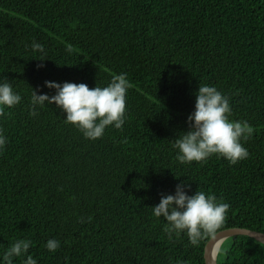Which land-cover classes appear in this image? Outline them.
Listing matches in <instances>:
<instances>
[{
  "label": "trees",
  "instance_id": "1",
  "mask_svg": "<svg viewBox=\"0 0 264 264\" xmlns=\"http://www.w3.org/2000/svg\"><path fill=\"white\" fill-rule=\"evenodd\" d=\"M121 73L132 85L123 130L85 138L54 103L29 115L33 90L56 94L45 81L106 87ZM4 82L22 99L0 116V264L18 239L32 245L13 264H206L209 239L170 240L153 214L181 183L230 204L221 230L264 232V0H0ZM202 84L230 97V120L254 128L235 165L176 159ZM217 260L264 264V242L231 236Z\"/></svg>",
  "mask_w": 264,
  "mask_h": 264
},
{
  "label": "clouds",
  "instance_id": "2",
  "mask_svg": "<svg viewBox=\"0 0 264 264\" xmlns=\"http://www.w3.org/2000/svg\"><path fill=\"white\" fill-rule=\"evenodd\" d=\"M32 49L44 53V46L38 42L32 43ZM67 50L71 52V46ZM39 59L43 61L45 58L41 56ZM42 66L43 64L38 65ZM45 84L54 88L56 94L38 95L33 90L30 116L38 115L37 105L43 107L46 102L54 103L66 113V123L76 126L85 138H101L108 126L123 130L127 91L132 87L127 73L113 75L106 87L89 88L85 83L61 84L54 81H45ZM21 99V95L13 90L9 82L0 84V116L5 115L6 107L16 106ZM231 114L230 97L215 86L199 85L195 110L188 116L189 129L173 145L179 150L176 159L181 164L206 162L210 156L217 154L235 165L248 158L250 153L242 141L246 142L251 138L254 128L247 121L230 120ZM6 143L7 137L0 130V149ZM185 187L187 186L183 183L178 184L174 195L162 196L159 204L153 207L154 216L166 218L164 231L169 234L170 240L173 233L179 236L182 232L187 233L192 246H198L202 240H215L226 222L230 204L223 202V197L218 200L214 194H206L204 191L188 195ZM91 219L88 217V222ZM80 222H85L84 218H80ZM31 245L32 241L27 239L14 241L3 254L4 264H13L14 257H23ZM46 247L55 252L60 247V241L49 239ZM23 264H37V261L27 255Z\"/></svg>",
  "mask_w": 264,
  "mask_h": 264
},
{
  "label": "water",
  "instance_id": "3",
  "mask_svg": "<svg viewBox=\"0 0 264 264\" xmlns=\"http://www.w3.org/2000/svg\"><path fill=\"white\" fill-rule=\"evenodd\" d=\"M236 235H245L261 242H264V232L252 230L249 228L233 227L220 230L215 240L209 239L205 246L204 258L206 264H219L217 256L214 257V250L218 244L224 242L227 238Z\"/></svg>",
  "mask_w": 264,
  "mask_h": 264
},
{
  "label": "bare ground",
  "instance_id": "4",
  "mask_svg": "<svg viewBox=\"0 0 264 264\" xmlns=\"http://www.w3.org/2000/svg\"><path fill=\"white\" fill-rule=\"evenodd\" d=\"M222 243H223V242H221L220 244H218V245L216 246V248H215V250H214V257L218 256V252H219V251H217V248L220 249V246L222 245Z\"/></svg>",
  "mask_w": 264,
  "mask_h": 264
}]
</instances>
